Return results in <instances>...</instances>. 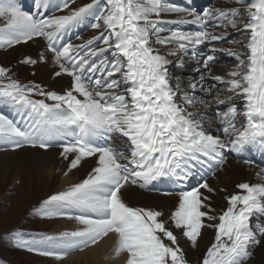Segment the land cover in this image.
<instances>
[{"label":"snow or ice","instance_id":"1","mask_svg":"<svg viewBox=\"0 0 264 264\" xmlns=\"http://www.w3.org/2000/svg\"><path fill=\"white\" fill-rule=\"evenodd\" d=\"M73 2L60 0L46 14L53 0H34L33 15L18 0H0V50L43 39L50 55L19 62L50 61L54 77L70 78L58 94L21 83L0 66V103L25 116L21 125L0 113V151L59 147L65 175L88 164L83 179L50 194L33 212L80 227L15 246L62 261L111 235L113 255L122 264H189L180 240L195 249L208 228L214 240L200 264H247L252 249L264 245V168L256 172L259 182L237 184L239 191L225 196L220 210L201 191L215 193L206 180L191 190L184 184L198 166L215 176L226 150L264 151V0H224L203 12L169 0H89L75 8ZM171 15V23L198 30L166 28ZM85 23L97 34L78 44L63 42ZM231 30L243 40L229 41ZM213 42L239 46L211 49L234 58L235 67L216 74L209 54L185 86L173 69ZM213 105V113L201 111ZM164 179L178 187L169 214L125 201L129 187L147 190Z\"/></svg>","mask_w":264,"mask_h":264},{"label":"bare ground","instance_id":"2","mask_svg":"<svg viewBox=\"0 0 264 264\" xmlns=\"http://www.w3.org/2000/svg\"><path fill=\"white\" fill-rule=\"evenodd\" d=\"M75 5L73 4L72 7L75 8ZM91 32L97 34L95 30ZM86 40H88L87 37H85L84 41ZM41 53L50 55L47 53L46 47L41 40L28 43L26 46H19L8 52L0 50V66L10 69L11 74L15 78L23 77L26 81L41 84L42 87H49V91L64 90L67 88L70 79L64 76L54 77V65L50 61L47 63L38 62L32 69L29 66L20 65L22 63L19 61L24 56L38 58ZM32 71H35L34 76L31 75ZM59 153L60 151L56 149L43 151L38 148H23L15 152L0 153V191L6 190V193H8L7 197L11 193H21L20 205L18 207L19 211L27 206L36 190L44 188L47 191L49 188H52L51 185L56 180H60L61 183L57 189L60 191L84 178L88 170V164H85L79 170H73L65 175L67 164L61 161ZM251 176L252 173L248 172L245 166L236 163L235 160H231L224 168L222 175H220L218 184L230 193L234 189V186L247 180ZM16 180H20V188L15 186ZM28 185L29 187H27ZM212 185L214 186V183ZM223 196L224 194L218 191L217 196L213 197V201H215L214 205L223 204ZM124 199L130 206L162 209L166 215L175 208L178 200L174 196L161 197L147 194L138 190L135 186L129 187L124 192ZM59 222L60 225L58 227L61 228L60 230H69L71 226H79L73 220L59 219ZM50 223L53 224V222ZM212 239L213 233L209 230H204L202 238L198 241L199 246L197 248H191L189 243L184 239L180 240V244L184 247L188 259L193 262L199 256H203L204 251L210 245ZM112 249L113 237L109 236L98 245L86 248L82 253L69 257L64 260V263L122 264L121 259L114 257ZM104 255L105 259H102ZM254 255L256 258L251 260L250 264H264V245L259 246ZM53 261L56 262L54 259Z\"/></svg>","mask_w":264,"mask_h":264},{"label":"rangeland","instance_id":"3","mask_svg":"<svg viewBox=\"0 0 264 264\" xmlns=\"http://www.w3.org/2000/svg\"><path fill=\"white\" fill-rule=\"evenodd\" d=\"M85 4L89 0H84ZM243 35H237L236 40H243ZM237 49L239 46L237 45ZM223 57V55H221ZM228 59L230 57H227ZM228 64V63H227ZM20 180H16L15 186L21 187ZM60 180H56L52 184V188H42L36 190L26 207L20 211L18 207L20 205L19 200L21 193H11L9 197L5 191H0V264H65L62 262L53 261V259H47V257H40L38 255H32L30 252L16 247L18 240L31 242V238H20V236L13 235L14 232L20 231H57L61 228L59 220L50 221L46 219L39 220L33 215L34 210L38 207L40 200L44 199L49 194L55 193L60 186ZM29 187V185L27 186ZM19 193V195H18ZM41 218V217H40ZM50 222H53L50 223ZM46 235H50L48 232ZM13 236H15L13 238ZM86 249V248H85ZM80 253L74 254L78 255ZM102 259H105V255Z\"/></svg>","mask_w":264,"mask_h":264}]
</instances>
